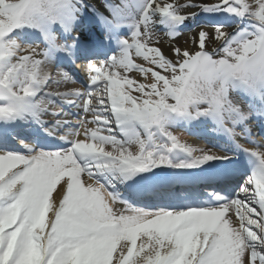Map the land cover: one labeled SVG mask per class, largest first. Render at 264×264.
Here are the masks:
<instances>
[{
    "label": "snow or ice",
    "instance_id": "1",
    "mask_svg": "<svg viewBox=\"0 0 264 264\" xmlns=\"http://www.w3.org/2000/svg\"><path fill=\"white\" fill-rule=\"evenodd\" d=\"M191 8L226 16L181 46ZM86 16L130 34L50 90L76 82L58 57L94 50ZM17 121L54 139L0 146V264H264V0H0V125ZM193 124L233 150L173 132Z\"/></svg>",
    "mask_w": 264,
    "mask_h": 264
},
{
    "label": "bare ground",
    "instance_id": "2",
    "mask_svg": "<svg viewBox=\"0 0 264 264\" xmlns=\"http://www.w3.org/2000/svg\"><path fill=\"white\" fill-rule=\"evenodd\" d=\"M194 2H200V0H194ZM104 10V9H103ZM188 11H192V12H195L196 13V15H194L193 17H198L199 15H205L207 12H204V11H199L197 8H191V9H189ZM221 14H225V13H221ZM211 15H212V13H208L206 16L207 17H211ZM200 26H203V25H197V27L196 28H194L193 30H191V31H194V30H198V27H200ZM188 36V33L187 34H185V36H182L180 39H178L179 41H180V44L179 45H181V46H183V41H184V39L186 38ZM163 46V45H162ZM65 90H69V89H81V87H78V86H76L75 84H72V85H70L68 88L67 87H65L64 88ZM254 130L256 131V128H254ZM179 137H180V139L182 140V141H185V142H188V143H190V144H192L193 146H195L196 147V143L191 139V138H188V137H186V136H184V135H181V134H179ZM55 195H56V193L54 192L53 193V197H55Z\"/></svg>",
    "mask_w": 264,
    "mask_h": 264
},
{
    "label": "rangeland",
    "instance_id": "3",
    "mask_svg": "<svg viewBox=\"0 0 264 264\" xmlns=\"http://www.w3.org/2000/svg\"><path fill=\"white\" fill-rule=\"evenodd\" d=\"M183 34H185V33H183ZM182 36H185V35H182ZM182 36H181V37H182ZM181 37H180V38H181ZM180 40H181V39H180ZM176 43H177V44H180V41L177 40Z\"/></svg>",
    "mask_w": 264,
    "mask_h": 264
}]
</instances>
